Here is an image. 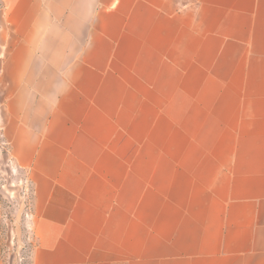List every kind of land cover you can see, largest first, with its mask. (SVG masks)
<instances>
[{"label": "crops", "instance_id": "0c3cea01", "mask_svg": "<svg viewBox=\"0 0 264 264\" xmlns=\"http://www.w3.org/2000/svg\"><path fill=\"white\" fill-rule=\"evenodd\" d=\"M0 36L33 264H264V0H0Z\"/></svg>", "mask_w": 264, "mask_h": 264}, {"label": "rangeland", "instance_id": "374dc122", "mask_svg": "<svg viewBox=\"0 0 264 264\" xmlns=\"http://www.w3.org/2000/svg\"><path fill=\"white\" fill-rule=\"evenodd\" d=\"M2 46L0 36V58ZM2 127L0 106V264H33L32 186L27 172L13 165Z\"/></svg>", "mask_w": 264, "mask_h": 264}]
</instances>
